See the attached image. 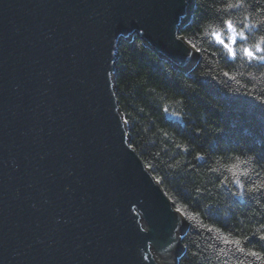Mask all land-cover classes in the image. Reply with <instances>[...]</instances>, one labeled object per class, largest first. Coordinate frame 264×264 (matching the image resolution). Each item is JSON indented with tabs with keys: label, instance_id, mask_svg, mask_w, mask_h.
<instances>
[{
	"label": "water",
	"instance_id": "95a60500",
	"mask_svg": "<svg viewBox=\"0 0 264 264\" xmlns=\"http://www.w3.org/2000/svg\"><path fill=\"white\" fill-rule=\"evenodd\" d=\"M194 5L0 0V264L178 263L189 224L132 147L114 76L136 34L192 70Z\"/></svg>",
	"mask_w": 264,
	"mask_h": 264
},
{
	"label": "trees",
	"instance_id": "16d2710c",
	"mask_svg": "<svg viewBox=\"0 0 264 264\" xmlns=\"http://www.w3.org/2000/svg\"><path fill=\"white\" fill-rule=\"evenodd\" d=\"M194 4L181 36L197 65L182 72L133 36L118 46L116 96L132 147L189 224L178 264H264V0Z\"/></svg>",
	"mask_w": 264,
	"mask_h": 264
},
{
	"label": "rangeland",
	"instance_id": "374dc122",
	"mask_svg": "<svg viewBox=\"0 0 264 264\" xmlns=\"http://www.w3.org/2000/svg\"><path fill=\"white\" fill-rule=\"evenodd\" d=\"M195 8V7H194ZM193 14H194V11H193ZM193 14H192V16H191V18H190V20H189V23L184 27V28H186L189 24H190V22H191V20H192V18H193ZM183 28V29H184ZM182 31V30H181ZM229 32H230V34H229V39H228V41H226L225 42V45H226V47L232 52V53H234V51H235V49H236V45L235 44H237V42H238V40L242 37V36H240L239 34H237V32L234 30V28L233 27H230V29H229ZM219 39L220 40H223L224 38L222 37V36H219ZM186 40V39H185ZM245 50H249V51H251L252 53H254L253 52V50H251L250 48H246ZM174 67V66H173ZM175 68H177V67H175ZM178 70H180L179 68H177ZM180 71H182V72H185V73H189L191 70H180ZM187 232V231H186ZM183 237V236H182ZM183 244V243H182ZM185 251V250H184ZM184 251H183V253H184ZM183 253L178 257V262H179V260H180V258H181V256L183 255ZM178 264V263H177Z\"/></svg>",
	"mask_w": 264,
	"mask_h": 264
},
{
	"label": "snow or ice",
	"instance_id": "6c2138e0",
	"mask_svg": "<svg viewBox=\"0 0 264 264\" xmlns=\"http://www.w3.org/2000/svg\"><path fill=\"white\" fill-rule=\"evenodd\" d=\"M228 24H229V27H231V22L230 21L228 22ZM246 51H247L249 57L253 56V53L251 51H249V50H246ZM261 59H264V57H261ZM253 254H255V253H253Z\"/></svg>",
	"mask_w": 264,
	"mask_h": 264
},
{
	"label": "bare ground",
	"instance_id": "6f19581e",
	"mask_svg": "<svg viewBox=\"0 0 264 264\" xmlns=\"http://www.w3.org/2000/svg\"><path fill=\"white\" fill-rule=\"evenodd\" d=\"M180 35H181V32H180ZM180 35H179V36H180ZM134 36H137V34L134 35ZM141 39H142V38H141ZM144 44H145V43H144ZM145 45H146V46H149V45H147V44H145ZM199 60H200V56H199ZM199 60H198V62H199ZM167 61H168V60H167ZM168 62L171 63V64H173V62H170V61H168ZM198 62H197V63H198ZM196 65H197V64H196ZM196 65H195V66H196ZM195 66H194V67H195ZM114 83H116V75L114 76Z\"/></svg>",
	"mask_w": 264,
	"mask_h": 264
}]
</instances>
